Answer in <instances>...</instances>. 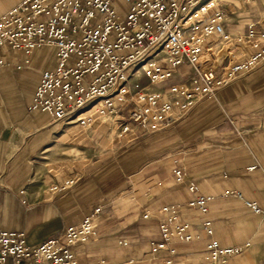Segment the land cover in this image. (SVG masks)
<instances>
[{"label": "crops", "instance_id": "obj_1", "mask_svg": "<svg viewBox=\"0 0 264 264\" xmlns=\"http://www.w3.org/2000/svg\"><path fill=\"white\" fill-rule=\"evenodd\" d=\"M245 24L226 23V29L243 32ZM44 53L50 57L47 62ZM0 55V229L24 232L27 243L37 245L100 206L94 216L97 234L72 247L80 263L166 264L167 251H150L164 217L157 211L181 204L180 215L192 238L173 241L177 253L170 264H202L212 240L220 247H241L225 264H264V61L198 102L170 127L145 132L131 123L117 137L110 130L111 118L81 125L28 109L41 72L56 66L55 47H37L26 55L5 45ZM181 66L183 73L177 69L153 88L187 84L192 69ZM127 114L123 109L119 116ZM178 166L186 172L183 182L173 175ZM70 178H75L70 187L49 190ZM189 182L197 185L195 193ZM232 190L241 197L223 195ZM195 195L214 197L205 214L184 206ZM245 201L255 202L259 211ZM146 211L154 215L144 218ZM141 241L144 257L139 258L135 243Z\"/></svg>", "mask_w": 264, "mask_h": 264}, {"label": "built area", "instance_id": "obj_2", "mask_svg": "<svg viewBox=\"0 0 264 264\" xmlns=\"http://www.w3.org/2000/svg\"><path fill=\"white\" fill-rule=\"evenodd\" d=\"M123 1L128 4L124 14L114 0H21L0 16V48L10 46L26 55L42 46L57 49L56 66L41 72L29 110L46 112L53 121L81 125L99 117L111 118L117 137H122L131 123L145 132L159 131L264 61V28L251 22L243 32L228 31L219 0ZM181 65L192 69L187 84L153 88L169 80ZM134 77L137 79L132 82ZM123 109L128 110L125 118L119 116ZM173 175L183 182L184 167L174 168ZM74 182L75 178H70L49 190L61 191ZM188 188L197 191L194 182H189ZM223 195L241 197L234 190ZM213 198L195 195L184 206L205 214ZM245 202L259 211L255 202ZM181 208V204H171L157 211L164 217L150 251H167L166 264L172 263L177 253L173 241L192 238ZM100 211V206L94 207L78 224L37 245L28 244L24 232L0 229V264H94L80 263L72 247L97 234L94 216ZM152 215L146 211L143 217ZM203 226L210 234L208 219ZM240 251L241 247H220L212 240L202 264H225L228 256ZM97 264L107 263L100 260Z\"/></svg>", "mask_w": 264, "mask_h": 264}, {"label": "rangeland", "instance_id": "obj_3", "mask_svg": "<svg viewBox=\"0 0 264 264\" xmlns=\"http://www.w3.org/2000/svg\"><path fill=\"white\" fill-rule=\"evenodd\" d=\"M16 0H0V11H2L5 8H8L14 3ZM116 7L119 9L121 13H126L128 11V4L124 2L123 0H114ZM220 6L224 9L226 13V23H235L236 21H244L246 24H249L251 22L256 23L257 28L263 27L264 28V0H250L249 2H246L244 0H219ZM245 24V25H246ZM49 55L44 53L42 55V59L44 62L49 61ZM183 67H178V74L183 73ZM177 74V75H178ZM137 78H132V82H134ZM143 82L144 79L142 80ZM113 127L110 129L112 130ZM145 242H136V245H139L138 248H135L137 250V253L139 254V258L144 257V247ZM118 248H124L121 245L117 244ZM128 249V247H127ZM147 257V256H146ZM140 260V259H137ZM142 262H137L135 264H141Z\"/></svg>", "mask_w": 264, "mask_h": 264}]
</instances>
